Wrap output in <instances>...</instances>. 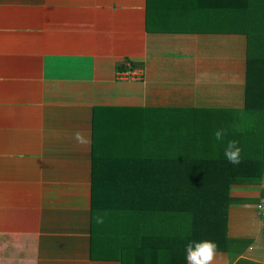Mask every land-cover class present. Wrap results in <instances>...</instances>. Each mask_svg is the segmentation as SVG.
<instances>
[{
    "label": "crops",
    "instance_id": "1",
    "mask_svg": "<svg viewBox=\"0 0 264 264\" xmlns=\"http://www.w3.org/2000/svg\"><path fill=\"white\" fill-rule=\"evenodd\" d=\"M176 5L0 0V264H187L185 256L165 254L159 240L162 250L149 253L152 231L134 226L126 209L122 225V214L100 211L93 195L94 182L106 195L132 185L126 169L133 163L164 162L163 135L144 125L133 141L143 115L189 111L205 123L239 122L234 112L248 109L251 80L264 87V67H251L249 53L257 50L251 38L264 35L260 22H251L253 32L213 31L210 17ZM130 72L137 77L125 78ZM247 130L235 129L238 142H246ZM77 131L87 145L77 142ZM224 133V142L234 135ZM150 154L157 161L149 162ZM231 194V243L218 249V264H264V173ZM155 212L156 229H163ZM97 217L103 223L95 231Z\"/></svg>",
    "mask_w": 264,
    "mask_h": 264
},
{
    "label": "trees",
    "instance_id": "2",
    "mask_svg": "<svg viewBox=\"0 0 264 264\" xmlns=\"http://www.w3.org/2000/svg\"><path fill=\"white\" fill-rule=\"evenodd\" d=\"M175 1L177 5L181 3L180 6L189 8L192 13L195 12L197 17L204 16L203 21L209 20L210 17L212 23L209 22V26L213 31L223 30L232 33L241 31L242 27L249 30L251 22H259L264 17V0H255L256 2L247 0L246 3L240 0H228L227 3L224 0ZM261 29L264 32L263 28ZM250 42L254 43L257 49L252 56L251 67L254 69L258 65L264 67V52H261L264 51V35L258 36L256 41L251 38ZM258 74L255 76L258 77ZM257 82L251 80L249 88L246 113L251 118L248 117L250 124H246L248 138L244 144L239 142L245 153L242 154L244 156H241L238 165L229 163L224 157L227 142L238 141L234 128L236 121L218 119L205 123L197 117L192 120L193 130L187 133L186 137L198 148L197 153L199 149L204 148L202 155L197 157L195 153L190 155L187 153L189 150L184 148L182 149L184 151L175 154L174 160L165 157L163 163L141 165L142 167L133 163L132 169H126V179L131 178L132 185L122 183L115 186L118 189L115 191L117 194L112 191L107 196L103 186L94 182V206L100 207V211H105L109 215L120 212L122 225L124 209L130 211L127 218L132 215L134 226L142 224L152 231L147 238L148 247L153 248L148 250L149 253L162 250L160 243L159 246L156 245V240L163 243V251L170 255L178 253L185 256V246L191 241L200 240L214 241L218 249H225L231 243L227 225L230 207L235 202L231 194L234 185L248 183L255 177L259 179L264 173V118L257 116L252 124L256 111H261V115H264V87H259ZM226 123L232 124L233 128L226 129L224 126ZM217 129L226 130L224 131L226 133L229 131L230 134L234 131L235 133L227 142H217L214 137ZM255 130L260 132L256 133ZM180 140L182 145L188 143L183 138ZM256 150L260 157L255 154ZM151 157L150 154L149 162L157 161ZM116 172L117 180L118 178L123 180L124 170L117 169ZM159 178L162 180H158ZM120 188L123 189L121 192ZM124 188L128 189V192L132 191L131 196L124 197ZM154 210H158L163 216V222H160L163 229H156L157 216ZM110 218L106 219V224ZM156 232L158 237L155 236ZM162 233L163 237L160 236ZM138 234L139 230H134L133 235ZM133 247L134 250L139 248V244L134 240Z\"/></svg>",
    "mask_w": 264,
    "mask_h": 264
},
{
    "label": "rangeland",
    "instance_id": "3",
    "mask_svg": "<svg viewBox=\"0 0 264 264\" xmlns=\"http://www.w3.org/2000/svg\"><path fill=\"white\" fill-rule=\"evenodd\" d=\"M254 2H256L254 0ZM169 4L166 3V5L164 7H168ZM165 13V12H163ZM168 14V13H166ZM260 24L259 26L263 28L264 30V17H262V19L259 21ZM175 28H180V25H177L175 24L174 26ZM196 27V26H195ZM242 28H247V27H242ZM249 30L253 32V26H250L249 27ZM250 58H252L254 52L250 51ZM262 56V54L260 55ZM264 70V68L262 69ZM262 70L261 68L259 69V72H260V77H264V71L262 73ZM238 112H235V113H238V119L240 120L239 122H235L234 123V128H236L238 131H242L244 130L245 128V125L246 124H250L249 120L246 119L245 121H243L244 119V115L246 116V118H248V115L246 113V110H237ZM189 111L187 112H176V111H168V112H165V111H162V112H155V113H147L145 115H143L141 117V120H137L135 121V125L133 126V132H136V133H133V141L134 139L137 140L139 139L142 134H143V130H144V125H148L147 128L149 129L150 132H155V136L157 134H161L163 135L164 137H162V142H160L159 144L162 143V147L163 146H166L167 150L163 155L164 157H175V155H170L169 152L171 151V153H179L181 152L182 149H186L189 150L187 151L188 154L191 155V153H195L196 157L198 155H202V152L204 151V148L202 149H199L198 153H197V147L192 145V141L191 139H189L188 141V138L186 137L187 133H191L192 130H193V121L195 119V114H192V115H189ZM255 116L254 118L252 119V124L254 123V120L257 116L259 117H262L264 118V115H261V111H256L255 112ZM250 119V118H249ZM227 126L229 128H233L232 124L229 125L227 124ZM146 128V130H147ZM148 131V130H147ZM256 133H259L260 130H255ZM153 132V133H154ZM158 139V141L161 140V138L159 137H156ZM180 138H183L186 142H188L186 145H180L179 147H174V146H171V141L174 140V139H180ZM202 141V140H200ZM148 146H154L156 143L154 142L153 138H150L149 137V140H148ZM202 145V144H201ZM173 151V152H172ZM144 154V152H143ZM255 154L256 151H255ZM99 224L97 222H95V228L94 230L97 231L99 230Z\"/></svg>",
    "mask_w": 264,
    "mask_h": 264
},
{
    "label": "clouds",
    "instance_id": "4",
    "mask_svg": "<svg viewBox=\"0 0 264 264\" xmlns=\"http://www.w3.org/2000/svg\"><path fill=\"white\" fill-rule=\"evenodd\" d=\"M75 139L82 145H87L90 141L89 138L82 132L77 131ZM224 130L217 129L214 133L215 140L222 142L224 139ZM242 149L239 142L230 140L224 148L225 159L233 164L238 165L241 162ZM97 223H103L102 217L96 218ZM222 255L218 252V245L211 240L191 241L185 246V259L187 264H218Z\"/></svg>",
    "mask_w": 264,
    "mask_h": 264
},
{
    "label": "built area",
    "instance_id": "5",
    "mask_svg": "<svg viewBox=\"0 0 264 264\" xmlns=\"http://www.w3.org/2000/svg\"><path fill=\"white\" fill-rule=\"evenodd\" d=\"M135 74H136V72H130L128 74H124V77L125 78H134L135 79V77H137V75H135Z\"/></svg>",
    "mask_w": 264,
    "mask_h": 264
}]
</instances>
